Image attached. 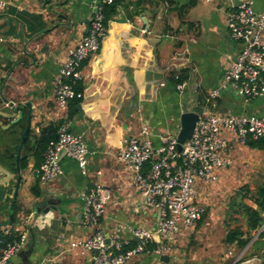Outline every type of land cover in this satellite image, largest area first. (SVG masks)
<instances>
[{
    "label": "crops",
    "instance_id": "0c3cea01",
    "mask_svg": "<svg viewBox=\"0 0 264 264\" xmlns=\"http://www.w3.org/2000/svg\"><path fill=\"white\" fill-rule=\"evenodd\" d=\"M113 1H118L117 12L106 20L107 36L99 51L84 65V72L91 77L80 85L84 97L72 101L66 112L57 107L54 81L70 50L87 35V24L98 9L105 10L113 3L6 0L5 9L0 10V110L16 113L17 117L24 111L23 123L9 131L13 140L6 143L4 139V145H0V166L16 173V145L20 144L26 125L27 104L33 107L32 137L39 136L42 128L52 123L59 127L66 125L72 132L84 133L90 151L87 177L82 175L76 161L62 157L64 175L45 185L39 183L40 197H34L31 189L43 156L31 157L28 169L21 171L16 225H12L11 209L17 180L2 184L6 176L0 170V231L9 228L28 234L27 246L12 258L11 264H93L95 252L71 248V244L92 236V230L82 223L83 197L97 184L112 191V201L101 223L106 232L125 228L122 238L134 242L129 227L152 229L157 224V213L143 207L132 171L119 164L113 154L124 139L141 137L144 126L149 127V138L155 148L161 147L162 136L168 133L178 136L182 115L203 112L209 93L222 86L232 60L241 52L242 43L232 38L228 28L229 13L236 9L238 0ZM255 10L264 12V0H255ZM11 26L23 33L24 40L5 35ZM178 74L187 83L184 91L177 90L173 80ZM211 108L220 114L264 118L263 97L245 102L229 87L221 89L215 107ZM3 121L4 125L9 124V120ZM229 141L232 165L220 170L217 184H199L198 201L209 207L206 195L211 187L220 190L224 186L229 192L236 187L235 193L248 187L250 196L244 202L257 208L250 203L254 204L252 199L258 187L264 186V179L260 181L264 176V148L250 146L251 139L246 144L238 139ZM24 187L26 192H22ZM201 223L177 238L176 250L180 251L178 244L183 243L179 241ZM202 231L205 229L199 233ZM255 235L254 243L240 261L237 262L240 253L227 249L217 264L261 261L264 226ZM210 246L207 243L203 250H196L191 264H212L207 261L211 256L202 254L210 253ZM229 250L234 255L229 256ZM154 261L152 254H145L128 264H154ZM179 261L180 258L174 264L183 263Z\"/></svg>",
    "mask_w": 264,
    "mask_h": 264
},
{
    "label": "built area",
    "instance_id": "2783aa9c",
    "mask_svg": "<svg viewBox=\"0 0 264 264\" xmlns=\"http://www.w3.org/2000/svg\"><path fill=\"white\" fill-rule=\"evenodd\" d=\"M106 1L113 3V0ZM6 5V0H0V10H4ZM228 28L232 38L242 43L241 52L232 60L222 86L209 93L194 133L183 143L181 152L178 151L177 136L171 133L162 136L161 147L155 148L149 138V127L144 126L141 137L124 139L122 146L113 154L119 164L127 165L132 171L133 184L141 196L143 207L157 213V232L162 244L155 243L152 229L143 227H129L132 238L140 240L135 244L133 240L122 238L125 228L106 232L101 223L112 201V191L103 184H97L83 197L82 223L92 230V236L71 244V248L98 251L93 264H128L145 254L154 256V264H163L162 256H168L174 264L179 259L175 247L177 238L193 229L207 212L206 206L198 201L199 184H217L220 170L233 163L228 153L229 138L238 139L243 144L250 139L256 142L264 140V118L220 114L211 108L215 107V100L223 87L232 88L245 102L264 98V12L255 10V0H238L236 9L229 13ZM107 33L101 7L92 20L89 33L70 50L54 81L53 96L59 111L66 112L72 101L84 97L78 87L91 78L84 72V65L99 51ZM175 80L177 90L184 91L187 83L180 81L179 74ZM61 151H64L63 157L77 162L83 176H88L90 151L84 133L72 132L68 126L62 125L58 128L57 139L49 143L43 162L36 171L40 184H48L64 175ZM3 232L10 234L11 230L8 228ZM27 244L28 234L21 233L8 245L0 264H11L12 258ZM248 247L240 252L237 262ZM228 255H234V251L229 250Z\"/></svg>",
    "mask_w": 264,
    "mask_h": 264
},
{
    "label": "trees",
    "instance_id": "16d2710c",
    "mask_svg": "<svg viewBox=\"0 0 264 264\" xmlns=\"http://www.w3.org/2000/svg\"><path fill=\"white\" fill-rule=\"evenodd\" d=\"M118 1H113L111 6H108L104 10L105 20L115 15L117 12ZM180 75V74H179ZM182 76V79H181ZM176 75L173 76L174 82ZM184 80L183 75H180V81ZM81 90V87H78ZM58 125L50 124L49 126L42 128L39 136H31L29 133L21 157V170L25 171L28 169L29 160L31 157L39 158L44 155L47 150L49 143L52 140L57 139ZM24 129V127H23ZM250 146L264 148V140L261 141H249ZM13 162H15V158ZM39 179H36L35 185L31 189V193L34 197L41 196V190L39 186ZM250 196L248 187H242L230 200L228 206L227 216L229 221L233 222L234 227H230L228 233L223 239L224 245L227 249H234L236 253L242 252L246 247L249 246L250 242L254 238V234L258 232L264 226V186L258 187V191L255 197L252 199L257 208H253L244 202L245 198ZM20 210L18 202L15 205L14 220L12 225L17 224V214ZM205 217L200 222H203ZM199 222V223H200ZM19 233L13 229L10 234H5L0 231V258L7 249L8 245L15 239H18ZM136 242L134 241L133 244ZM155 247V245H154ZM227 253V252H226ZM261 264H264V255H262Z\"/></svg>",
    "mask_w": 264,
    "mask_h": 264
},
{
    "label": "rangeland",
    "instance_id": "374dc122",
    "mask_svg": "<svg viewBox=\"0 0 264 264\" xmlns=\"http://www.w3.org/2000/svg\"><path fill=\"white\" fill-rule=\"evenodd\" d=\"M8 134H2L4 136V139H6L9 143L13 140L12 138V133L9 131ZM12 138V139H11ZM0 145H4V143L0 142ZM27 179V177H25ZM264 176L260 179V181H263ZM24 184H26L24 180ZM216 186V185H215ZM254 189L256 186L253 184L250 185ZM217 189V192L215 190ZM237 190L236 187H233L231 192L228 191V188L226 187H221L219 190L218 187H211L208 190L207 197L209 198L208 204L209 207L207 208V213L205 215V219L201 223V226H199L195 231H192L189 235L186 236V238H183L179 241H183V243L178 244V247L180 251H178V255L180 258L179 262H183L182 264L186 263H192L191 259L195 256V252L198 249H204L207 246V243H210L211 246L209 249H212L210 253L203 252L202 254L205 253V256L208 257L210 255L211 257L207 261H211L212 264H217L221 261L222 257L224 254L227 252V247L223 243V239L228 233L230 227H234V223L229 221V217L227 216L228 213V203L232 199V194L235 193ZM27 188L24 187L22 192H26ZM232 193V194H231ZM214 199L212 202L210 199ZM203 203V202H202ZM253 206H256L253 203H250ZM152 221H154L151 218ZM200 223H198L200 225ZM197 224V225H198ZM205 229V231H202L200 234V230ZM260 232V230H259ZM256 234V233H255ZM254 234V237L256 238V235ZM258 235V234H257ZM254 239V238H253ZM252 243V242H250ZM254 243V242H253ZM252 243V244H253ZM251 244V245H252ZM185 245V247H184ZM154 246H151V249H153ZM248 256V255H247ZM235 262V261H234ZM233 262V264H234ZM261 261H258V263ZM252 262L250 261V264ZM257 261L255 264H258ZM208 264H211L208 262Z\"/></svg>",
    "mask_w": 264,
    "mask_h": 264
},
{
    "label": "water",
    "instance_id": "95a60500",
    "mask_svg": "<svg viewBox=\"0 0 264 264\" xmlns=\"http://www.w3.org/2000/svg\"><path fill=\"white\" fill-rule=\"evenodd\" d=\"M91 23H92V21L87 24L88 28H87L86 34H88L89 31H90ZM5 35L7 37H15V39L24 40L23 39V33L22 32H18L14 26H11V29L9 31H7L5 33ZM26 106L29 107V111H28V115H27V119H26V125H25V128H24V132L22 134V137H21V142H20V144L16 145V149H18L17 156H16V164H17L16 173H11L8 170H6L3 166H0V170L3 171L4 175L6 176L4 178V180L2 181V184H4L5 182L9 181L10 179H12V180L16 179L17 180V182H16V191H15V194H14L13 207L11 209V213H14V206H15V203H16V199H17V196H18L19 189H20L21 184H22V175H21V171L22 170H21V165H20V163H21V155H22L23 147H24V145L26 143V139H27V137L29 135V132H30L31 116H32V113H33L32 105L31 104H27ZM23 114H24V111H21L20 114H19V117H17L16 113H7V112H4L3 110H0V142L4 143V141H3L4 136H2L4 131H10L13 128V126L18 125L20 123L21 124L23 123V121H22ZM6 119L9 120V124L8 125H4V121L3 120H6ZM199 119H200V117H199L198 113H196V112H187V113H184L182 115V118H181V130H180V132L178 133V136H177V139H178V151L179 152H181V150H182L183 143L186 140H188V139H190L192 137V135L194 133V130L196 128V124L199 121ZM63 155H64V151H61L60 157H63ZM10 220L12 222L13 216L10 217ZM157 230H158V224H156L152 228L153 239H154L156 244H162V241L160 240V236H159ZM134 240L137 241L138 243L140 242V240L138 238H135ZM253 241H254V239L251 242H253ZM94 252H95V254L98 253V251H94ZM161 263H163V264H171V259L168 256H162L161 257Z\"/></svg>",
    "mask_w": 264,
    "mask_h": 264
}]
</instances>
